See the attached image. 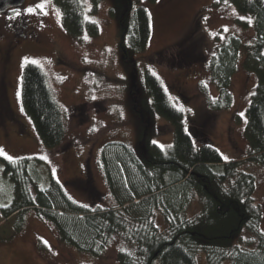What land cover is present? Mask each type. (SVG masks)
I'll list each match as a JSON object with an SVG mask.
<instances>
[{"label":"trees","instance_id":"obj_1","mask_svg":"<svg viewBox=\"0 0 264 264\" xmlns=\"http://www.w3.org/2000/svg\"><path fill=\"white\" fill-rule=\"evenodd\" d=\"M53 1L70 36L98 35L97 23L85 18L84 0ZM90 1L95 11L102 0ZM109 1L122 61L134 73L132 108L140 120L136 149L111 141L100 150L99 166L114 205H81L54 179L40 188L38 157L1 159L3 176L17 197L15 215L33 210L54 227L62 244L96 258L118 239L123 245L118 264H197L200 252L206 264H264L256 181L242 170L246 162L264 169V0H226L244 18L237 20L243 29L253 31L243 67L256 77L245 110L247 154L231 161L222 159L203 127L186 129L184 114L170 102L160 81L132 58L145 51L150 37V15L141 0ZM243 47L240 37L229 34L203 62L217 91L208 102L213 112L233 104L231 82ZM21 102L42 145L57 147L64 137L61 110L44 72L32 62L23 66ZM153 114L172 126L173 141L166 148L150 141L147 120Z\"/></svg>","mask_w":264,"mask_h":264},{"label":"rangeland","instance_id":"obj_2","mask_svg":"<svg viewBox=\"0 0 264 264\" xmlns=\"http://www.w3.org/2000/svg\"><path fill=\"white\" fill-rule=\"evenodd\" d=\"M41 3L43 9L37 7ZM141 4L150 15V37L145 51L132 56L138 68H146L160 81L170 102L184 114L186 129L203 127L224 161L242 159L247 154L245 110L256 84L255 75L243 67L253 31L243 29L237 20L244 18L226 0H141ZM84 6L85 18L99 27L97 36H70L53 0H25L5 15L8 20L30 22L34 33L14 53L5 97L0 94V264H118L117 252L123 247L118 239L96 258L62 244L54 227L33 210L16 216L17 197L2 172L1 159L38 157L42 160L36 172L40 188L54 179L81 205H114L99 155L111 141L138 146L140 120L131 100L134 73L122 61L110 1L102 0L95 11L90 0H84ZM30 7L32 13L26 11ZM229 34L240 37L245 47L232 77L233 104L216 113L208 107L217 91L204 63ZM27 62L42 69L61 110L64 137L54 149L42 145L22 106L21 77ZM8 107L19 123L5 121L2 128ZM147 121L151 142L161 148L172 144L173 129L165 118L153 114ZM12 129L22 136H4ZM242 170L255 177L254 199L262 207L264 230V169L246 162ZM197 203L191 211H197ZM196 262L206 264L204 253L196 255Z\"/></svg>","mask_w":264,"mask_h":264},{"label":"flooded vegetation","instance_id":"obj_3","mask_svg":"<svg viewBox=\"0 0 264 264\" xmlns=\"http://www.w3.org/2000/svg\"><path fill=\"white\" fill-rule=\"evenodd\" d=\"M13 10L14 8L0 13V94L4 97L7 88V72L9 71L14 53L17 49H19L20 45L25 43L29 36H32L34 33L30 22L24 23L22 18L15 21L6 19L5 15ZM16 29H18L19 32H16ZM28 29H30V31H27ZM7 111L9 113V117L8 119L5 118L8 114L4 116V120L2 121L4 124L2 125V128L6 125L5 121L15 122L14 124L19 123L10 107L7 108ZM8 134L22 136L18 133V129L15 132L12 129L9 133H5L4 136H7Z\"/></svg>","mask_w":264,"mask_h":264},{"label":"water","instance_id":"obj_4","mask_svg":"<svg viewBox=\"0 0 264 264\" xmlns=\"http://www.w3.org/2000/svg\"><path fill=\"white\" fill-rule=\"evenodd\" d=\"M25 0H0V13L12 8L21 7Z\"/></svg>","mask_w":264,"mask_h":264},{"label":"snow or ice","instance_id":"obj_5","mask_svg":"<svg viewBox=\"0 0 264 264\" xmlns=\"http://www.w3.org/2000/svg\"><path fill=\"white\" fill-rule=\"evenodd\" d=\"M37 7H39V8H41V9H43V7H44V4L43 3H41V4H39V5H37ZM28 13H32L33 11H34V9L33 8H28L27 10H26ZM16 16H19L20 15V13L19 12H16V14H15ZM12 18H14V17H12ZM9 159H11V157H9Z\"/></svg>","mask_w":264,"mask_h":264}]
</instances>
